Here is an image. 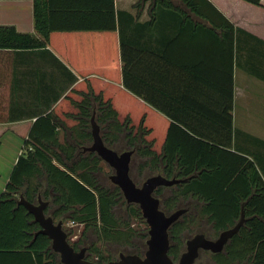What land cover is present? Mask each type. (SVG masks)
<instances>
[{
	"label": "trees",
	"instance_id": "obj_1",
	"mask_svg": "<svg viewBox=\"0 0 264 264\" xmlns=\"http://www.w3.org/2000/svg\"><path fill=\"white\" fill-rule=\"evenodd\" d=\"M180 1L210 26L224 30V43L230 44L232 49L228 101L211 112L203 107L198 110L184 96L180 109H165L157 102H150L152 108L147 113L131 116L116 108L125 106L124 100L116 103L103 100V104L108 105L103 119L110 121V126L102 139L108 148L119 154L135 152L133 157L142 160L137 169L139 176L148 174L144 182L156 175L185 180L155 191L167 215L187 210L169 229V256L175 263L185 252L186 235L200 229L204 221L219 236L234 227L244 211V225L224 250L217 254L202 251L199 258L208 256L212 264H264V149L240 144L233 125L235 34L242 31L264 39V5L261 0H240L246 5L247 28L242 30L237 19L233 22L224 15L222 11L227 13L229 9L220 0H212L214 5L211 0ZM163 5L171 7L169 2ZM34 21L36 30L51 43L56 33L116 32L115 1L34 0ZM175 40H170L168 51L174 48ZM42 45L32 35L0 27V52ZM124 86H127L125 78ZM167 95L174 101L173 93L167 92ZM0 111L1 146L2 135L9 128L2 125V87ZM44 120H37L29 131L24 146L26 152L19 158L0 197V264H62L60 256L51 248L52 241L45 235L35 237L41 227L24 206L18 205L20 196L36 205L40 198L48 202L45 214L56 222L82 226L79 240L69 242L77 251L87 248V253L91 254L87 259L91 262L108 264L117 259L94 242L88 246L89 231L95 233L102 246L131 247L137 237L147 243L149 229L140 208L129 205L126 210L130 218L136 217L145 224L142 232L116 215L117 205L127 204L120 188L102 184V177L110 171H106L96 153L83 151L93 143L92 131L76 134L75 137L81 139L76 140V145H60L54 134L40 132L39 126ZM210 125L214 126L212 132L199 129V126ZM20 135L26 137L24 133ZM50 139H54L52 146L45 144ZM133 157L130 176L141 186L133 178ZM64 159L75 161L69 163ZM68 235L76 234L71 229Z\"/></svg>",
	"mask_w": 264,
	"mask_h": 264
},
{
	"label": "crops",
	"instance_id": "obj_2",
	"mask_svg": "<svg viewBox=\"0 0 264 264\" xmlns=\"http://www.w3.org/2000/svg\"><path fill=\"white\" fill-rule=\"evenodd\" d=\"M114 1L116 32L56 33L51 43L35 28L34 0H0V27L32 35L44 44L0 52L2 125L9 127L1 138L0 197L40 118L46 119L40 132L54 134L58 144L66 146L81 141L76 134L93 131L92 119L101 137L109 132L103 100H124L125 106L116 108L131 116L147 113L150 102L180 109L184 96L198 110L211 112L228 101L232 49L224 43V30L201 20L180 0ZM220 1L229 9L222 11L224 15L233 22L237 19L245 30L246 5L240 0ZM172 38L174 48L168 51ZM233 80L238 141L264 149V39L236 32ZM167 92L174 94V101ZM199 129L208 133L214 126ZM53 140L45 144L52 146Z\"/></svg>",
	"mask_w": 264,
	"mask_h": 264
},
{
	"label": "water",
	"instance_id": "obj_3",
	"mask_svg": "<svg viewBox=\"0 0 264 264\" xmlns=\"http://www.w3.org/2000/svg\"><path fill=\"white\" fill-rule=\"evenodd\" d=\"M93 144L84 148L85 152L96 153L110 168L114 175L110 177L111 182L120 188L123 197L128 205H137L146 221L149 231L147 250L144 256L120 254L119 259L108 264H195L202 251L213 254L220 253L228 242L239 233L246 218L242 211L239 222L232 228L223 231L218 239L210 240L204 234H197L186 242L185 252L178 263H175L169 256L170 238L169 229L186 213L181 209L171 215H167L160 206V200L155 196V191L160 187H172L183 183L185 180H169L162 175L148 178L141 186L133 181L130 176V165L134 151L117 153L108 148L100 134L98 126L92 119ZM18 205L24 206L33 215L41 229L35 237L45 235L52 241V250L60 256L62 264H97L87 259V248L77 251L68 240V233L62 221L56 222L52 217L45 214L48 202L41 198L39 204L28 202L20 196Z\"/></svg>",
	"mask_w": 264,
	"mask_h": 264
},
{
	"label": "rangeland",
	"instance_id": "obj_4",
	"mask_svg": "<svg viewBox=\"0 0 264 264\" xmlns=\"http://www.w3.org/2000/svg\"><path fill=\"white\" fill-rule=\"evenodd\" d=\"M134 162H133V178L135 179L136 182L139 183V185H142L144 180L146 178V176L148 174L144 176H139L137 169L139 167V164L142 163V160H139V158H136L135 156L133 157ZM107 172H109L106 176L102 177V184H106V185H114L109 176L112 174L114 175V170L112 168L107 169ZM0 183L2 184V179H0ZM129 206L128 204L125 205V203H120L117 205V207L115 208V213L116 215H118L119 217H123L124 220L129 221L131 223V227H134L136 230H140V232H142L143 230H145L146 226L145 224H143L139 219H137L136 217H132L130 218L129 215H127V210L126 207ZM146 222V221H145ZM65 230L67 233H70V230L73 229L75 234L80 236L81 232H82V226H78V227H67L65 225ZM149 229V228H148ZM201 231H203V234H205V236L207 238H209L210 240H216L218 239L219 236L215 235L212 226L204 221L201 225V228L198 229L197 231H195L192 235H186V238L191 239L192 237H194V235H196V233H200ZM87 245L90 246L93 242L96 243L97 245H99L102 250L109 252L112 257L114 259H119V256L121 253L125 254V255H132L135 253H141V254H145L146 250H147V243L145 240L141 239L142 237H137V239L134 241V245L131 247H120V246H115V245H110V244H106L102 246V243L100 241H98L97 236L95 235L94 232L89 231L87 233ZM68 240L71 241L72 243H75L76 241H78V238H74L73 236H69L68 235ZM186 249V246H185ZM88 256H91V254H89V252L87 253ZM178 263V261L176 262ZM195 264H212L210 259L208 258V256L206 257H201L199 258Z\"/></svg>",
	"mask_w": 264,
	"mask_h": 264
},
{
	"label": "built area",
	"instance_id": "obj_5",
	"mask_svg": "<svg viewBox=\"0 0 264 264\" xmlns=\"http://www.w3.org/2000/svg\"><path fill=\"white\" fill-rule=\"evenodd\" d=\"M67 227L69 226V227H78V226H80V225H78V224H75L74 222H70V223H68L67 225H66ZM73 237L76 239V238H78L79 236L78 235H73Z\"/></svg>",
	"mask_w": 264,
	"mask_h": 264
},
{
	"label": "flooded vegetation",
	"instance_id": "obj_6",
	"mask_svg": "<svg viewBox=\"0 0 264 264\" xmlns=\"http://www.w3.org/2000/svg\"><path fill=\"white\" fill-rule=\"evenodd\" d=\"M142 256H144V254Z\"/></svg>",
	"mask_w": 264,
	"mask_h": 264
}]
</instances>
